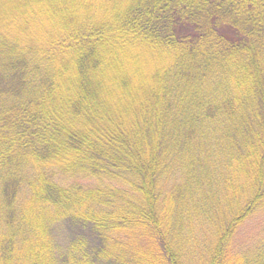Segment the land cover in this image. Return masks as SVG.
Returning <instances> with one entry per match:
<instances>
[{
  "label": "trees",
  "instance_id": "16d2710c",
  "mask_svg": "<svg viewBox=\"0 0 264 264\" xmlns=\"http://www.w3.org/2000/svg\"><path fill=\"white\" fill-rule=\"evenodd\" d=\"M260 209L264 0H0L3 264H264V234L235 243Z\"/></svg>",
  "mask_w": 264,
  "mask_h": 264
},
{
  "label": "rangeland",
  "instance_id": "374dc122",
  "mask_svg": "<svg viewBox=\"0 0 264 264\" xmlns=\"http://www.w3.org/2000/svg\"><path fill=\"white\" fill-rule=\"evenodd\" d=\"M94 7H95V13L97 14V16H99L100 11H98V10H99V8L104 9V6L103 5H97L96 6L94 4L93 7H91L90 9L87 7L86 8H83V7L78 8V12H79L80 17L82 19H83V17H86L85 16L86 10L88 13L91 14V10ZM42 22H43V24H46L44 20ZM141 57L143 58L144 63L151 64L150 63L151 57H146V56H141ZM37 175L38 174L33 175V178L31 176L27 177V183H26L25 188H23V190H22L23 196L20 199V203L23 204L24 215H26V216L29 215V217L34 220L33 223H35V224L37 223L36 226L38 228L49 229V227L51 228V226H54V223L56 221L54 219H55L56 215L59 216L57 214L59 211V208H57V207L54 208L53 206L52 207L47 206L45 204L43 198L40 197V196H42V194H41V187L42 186L39 187L38 184H40L41 182L44 183L45 181L39 177L36 179ZM30 180H32L31 183L28 182ZM55 180L59 182L58 184H62L65 186L81 184L82 186H84L85 189L86 188L90 189L91 188L90 186H93L92 183H89L88 181H86L84 179H80V177H72V176H65L64 177L63 176V177H57V179H55ZM34 182H35V184H34ZM223 188H224V186H221L220 194H222V195H223V190H222ZM225 201H227V200H225ZM79 204H80V202H79ZM80 205H84V204L81 203ZM82 208H84V207H82ZM77 210L82 211L83 209H81V207H77ZM47 218H48V220H47ZM194 224H195V226L193 229V235H197V234L202 233V232L208 235L209 231L201 228V226L198 222H197V224L196 223H194ZM1 227L2 226L0 224V228ZM191 229H192V227H191ZM262 234H264V209H260L258 211V214H256V215L253 214L252 217L249 219V221L243 225L240 234L235 237V243H236L237 247H244V245L248 246V244H251V246H252L255 242H257L258 240L261 239ZM54 235H55V232H54ZM58 236L61 237L60 234H58ZM55 238L58 241L56 235H55ZM0 239H1V237H0ZM134 248H135V251L137 254V255H135L136 258L140 257L143 259L148 258L151 260H157L155 258L156 249L150 247L147 242L136 239L134 242ZM186 248H188V249H187L186 253H184L185 256L183 254V258L185 259L184 264H206V262L201 257H199L200 253H198V252L192 253L189 249V248H191V246H187ZM0 259H2L1 254H0ZM0 264H3V262L0 261ZM155 264H158V263H155Z\"/></svg>",
  "mask_w": 264,
  "mask_h": 264
}]
</instances>
